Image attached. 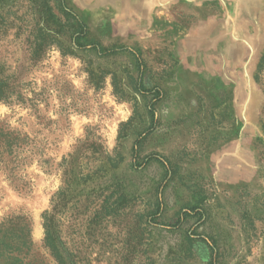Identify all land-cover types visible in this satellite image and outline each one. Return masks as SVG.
<instances>
[{"label":"rangeland","instance_id":"obj_1","mask_svg":"<svg viewBox=\"0 0 264 264\" xmlns=\"http://www.w3.org/2000/svg\"><path fill=\"white\" fill-rule=\"evenodd\" d=\"M59 1L0 0V262L264 264V0Z\"/></svg>","mask_w":264,"mask_h":264},{"label":"trees","instance_id":"obj_2","mask_svg":"<svg viewBox=\"0 0 264 264\" xmlns=\"http://www.w3.org/2000/svg\"><path fill=\"white\" fill-rule=\"evenodd\" d=\"M44 4L47 6V9L46 10H43V11H38L39 13L38 14H41V21L43 22V25L45 23L44 26H42V32L40 34V38L42 40L45 39V42H54L58 45L61 46V41L60 39L58 38V35L57 33L55 34L54 32H50L49 30H47V23H48V18L54 14L50 13V7H49V4H46V3H43V6ZM57 9L59 11V13L61 14V16H55V19H53V23L56 27L60 28L62 27V17L70 22L71 20H74L75 21V24L77 23V25L79 27L82 28L83 32L82 33H79L78 36L79 37H84L85 34H86V31H85V26L80 23V21H78L76 19V16L72 13L71 10H68L67 7L65 6L63 0H60L57 4ZM49 9V13H47ZM48 34H50L51 36H48ZM47 38H50V40L48 41ZM63 53L67 52V51H62ZM110 52H114L113 50L111 51H107V53H110ZM35 55L39 54L38 51H35L34 52ZM0 88H2V84L0 83ZM2 91H0V98L3 96L1 95ZM54 209H55V206L52 208V210L50 212H45L44 215H43V227H44V230H45V236H44V239H43V246L48 249L49 251V254L54 258V260L56 261L57 264H72L71 261L68 259V257H66L65 255V249L64 246H63V242L59 239L57 233H56V230H55V223H54V217H55V213H54ZM28 233V232H27ZM23 244L26 243V238L28 239V234H25L23 235ZM11 253H13L11 251ZM10 253H7L8 256H12V254ZM1 256L0 255V259H1ZM6 259H13V261L11 262H8V263H1L0 264H26L23 262L24 259H19L18 257H6ZM29 264V263H27Z\"/></svg>","mask_w":264,"mask_h":264}]
</instances>
